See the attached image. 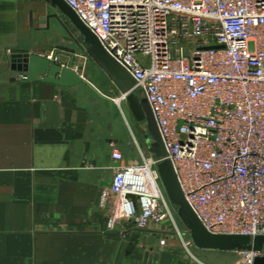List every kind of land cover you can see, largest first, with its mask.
Segmentation results:
<instances>
[{
    "label": "built area",
    "instance_id": "built-area-1",
    "mask_svg": "<svg viewBox=\"0 0 264 264\" xmlns=\"http://www.w3.org/2000/svg\"><path fill=\"white\" fill-rule=\"evenodd\" d=\"M64 1L145 91L166 158L205 228L264 235V0ZM112 158L120 216L169 233L177 219L162 160L125 163L115 143ZM141 172L154 192L134 187ZM180 230L190 248V231ZM242 251L244 264L259 254Z\"/></svg>",
    "mask_w": 264,
    "mask_h": 264
},
{
    "label": "crops",
    "instance_id": "crops-1",
    "mask_svg": "<svg viewBox=\"0 0 264 264\" xmlns=\"http://www.w3.org/2000/svg\"><path fill=\"white\" fill-rule=\"evenodd\" d=\"M42 22L35 0H0V264H232L226 250L186 248L120 216L112 143L128 144L112 137L114 104L84 83L34 81L11 66L13 48L57 50Z\"/></svg>",
    "mask_w": 264,
    "mask_h": 264
},
{
    "label": "water",
    "instance_id": "water-1",
    "mask_svg": "<svg viewBox=\"0 0 264 264\" xmlns=\"http://www.w3.org/2000/svg\"><path fill=\"white\" fill-rule=\"evenodd\" d=\"M45 1L74 24L81 33V39L87 52L102 67L120 92L128 93L127 100L135 119L141 124L145 123L149 131V134H145L147 140L152 141L151 153L162 160L158 163V170L166 194L170 202L177 208L182 223L190 231L194 245L212 250H253L259 253L253 264H264V235L254 237L238 234H214L205 228L184 195L172 161L166 158L167 150L145 91L143 89L135 90L136 81L133 76L105 50L97 36L64 0ZM64 53L61 50H55L51 56L45 57L32 53L29 48H13L10 50L11 66L15 70L25 72L28 79L34 81H46L64 87H73L84 83L113 107V98L74 68L72 56L67 66L58 62V55ZM112 137L116 143L125 145L131 142L127 125L117 121L114 115Z\"/></svg>",
    "mask_w": 264,
    "mask_h": 264
},
{
    "label": "rangeland",
    "instance_id": "rangeland-1",
    "mask_svg": "<svg viewBox=\"0 0 264 264\" xmlns=\"http://www.w3.org/2000/svg\"><path fill=\"white\" fill-rule=\"evenodd\" d=\"M37 8L40 10L41 20H45L46 23H41L42 29V38L44 31L50 36L51 41L47 43L49 49H57L65 51L67 54H59L58 59L61 61L68 62L70 61L71 56L74 58L73 65L80 69L83 73L90 74L94 81L98 82L102 87H106L107 90H110L111 97L115 100V114L116 117L127 125L130 135L131 142L128 145L122 146L120 150L123 152L125 157V163H144V159L151 156L150 146L152 141H148L146 134H149V131L146 127V124L139 123L129 107L127 99L122 98V92L117 88V86L112 82L106 72L97 65V70L94 67L96 64L95 60L85 49L81 33L75 28L74 24L60 13L56 8L52 7L45 0H35ZM48 41V39H47ZM120 99V102L117 100ZM145 129V131H144ZM146 133V134H145ZM163 190L165 191L164 185ZM169 200V198H168ZM170 202V200H169ZM173 207L177 219V226L183 232V226H185L181 219L178 216L177 208L170 202ZM134 221L133 219H131ZM134 224L136 225L135 221ZM137 226V225H136ZM174 226L171 228L169 226V234H173L181 238L178 234V227ZM138 227V226H137ZM156 228V225L152 224L148 228ZM180 230V231H181ZM173 233H172V232ZM185 232H183V236ZM182 239V238H181ZM195 247L192 245L190 248ZM225 254L233 256L232 264H244L246 255L242 250H226ZM221 253V252H220ZM219 252L214 254H220ZM222 254V253H221ZM219 257V255L217 256ZM219 263V259H218Z\"/></svg>",
    "mask_w": 264,
    "mask_h": 264
},
{
    "label": "bare ground",
    "instance_id": "bare-ground-1",
    "mask_svg": "<svg viewBox=\"0 0 264 264\" xmlns=\"http://www.w3.org/2000/svg\"><path fill=\"white\" fill-rule=\"evenodd\" d=\"M122 98L123 99H126V95L124 93H122ZM117 102H120V99H118ZM141 173L142 174L140 176H138V183L134 184V187L137 188L138 190H145V192L146 191L147 192H154V191H151V190L148 191L146 189V183H144V175H145V178H147L146 182H148L149 181V178H150L149 177V174H147L146 172H141Z\"/></svg>",
    "mask_w": 264,
    "mask_h": 264
}]
</instances>
